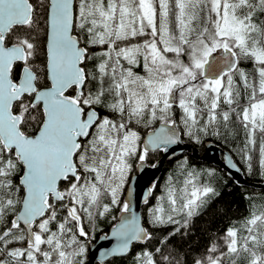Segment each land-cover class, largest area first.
<instances>
[{
  "label": "snow or ice",
  "instance_id": "1",
  "mask_svg": "<svg viewBox=\"0 0 264 264\" xmlns=\"http://www.w3.org/2000/svg\"><path fill=\"white\" fill-rule=\"evenodd\" d=\"M242 59L252 62L251 77ZM174 106L190 136L227 128L236 116L256 146L264 0H0V264H83L84 219L110 205L131 213L119 199L128 160L177 142ZM149 121L161 126L141 149L130 125ZM213 192L189 174L179 193L169 186L170 212L191 217ZM163 212L153 223L164 222ZM242 229H228L226 250L213 245L196 264H236L241 255L264 264V212ZM112 236V254L151 238L135 215L122 216ZM154 257L145 252L138 264H157Z\"/></svg>",
  "mask_w": 264,
  "mask_h": 264
},
{
  "label": "trees",
  "instance_id": "2",
  "mask_svg": "<svg viewBox=\"0 0 264 264\" xmlns=\"http://www.w3.org/2000/svg\"><path fill=\"white\" fill-rule=\"evenodd\" d=\"M143 39L144 38H139L141 41ZM240 68L247 72L250 77L254 73L251 61L242 59ZM135 70L141 75L144 74L142 68ZM176 109L179 111L178 118L176 119L177 125L183 134L184 141L192 143L198 148L199 152L202 153L204 150V142L211 140L231 152L234 159L242 168L244 176L248 181H264V163H262V161H264V156H262L259 151V148L264 145V134L257 132L256 146H248L245 129L241 126L239 119L233 116L227 128L221 126L217 129L215 126L210 125L206 132H199L190 136L187 134L185 126L182 123L181 110L178 107ZM100 111L102 115H107L110 119L120 120L119 113L109 112L106 109H101ZM205 122L206 121H202L201 123L203 124ZM151 128L152 126L143 127L140 131L141 137ZM34 131L35 129L31 127L28 128L29 134ZM217 132H219V134H217ZM249 156L251 159H248ZM194 168L197 169V172H199V170H207L208 168L215 169L214 180H211L213 182L210 183L212 184L214 192L205 197L207 198L206 203L191 217L181 215L179 219L173 218V221L157 224L153 223L152 203L156 202L157 195L159 197L161 191H156L148 205L150 206L147 210L148 212L146 210L144 211L143 220L151 238L147 239L144 244H134L130 254L122 258H111L104 264H138L137 258L145 252L154 253L157 264H196L197 260H201L210 254V249L213 245L221 250H226L225 237L227 230L230 228L243 230L241 224L246 222L251 211V195L253 192H264V190L256 189L249 185H239L229 178L220 168L196 160L189 153L169 160L164 168L163 179H165V181L168 180L167 184L171 185L173 184L175 173L180 170L189 172L194 170ZM200 180H202L201 183H196L198 187L209 186L208 182L204 179ZM120 200L124 202V199ZM103 203H110V198H105ZM110 207L112 209L111 212L104 216L97 215V217L91 221L87 218L84 219L86 230L90 234L88 238H82L86 250L91 243L101 234L108 232L117 222L122 211L115 205H110ZM64 211L65 210L62 209L58 215L62 217ZM13 217L14 215L9 214L5 224H10ZM113 217H115V219H113ZM109 221L110 224L106 226L105 224ZM3 228L4 225L0 224V230H3ZM18 244L19 243L10 245L9 247L21 246ZM157 249H160V252H157ZM257 253L260 254L259 250H257ZM164 255L170 257L169 262H164L162 260V256ZM82 260L83 264H87L86 254ZM236 264H248V257L246 255H241L236 260Z\"/></svg>",
  "mask_w": 264,
  "mask_h": 264
},
{
  "label": "water",
  "instance_id": "3",
  "mask_svg": "<svg viewBox=\"0 0 264 264\" xmlns=\"http://www.w3.org/2000/svg\"><path fill=\"white\" fill-rule=\"evenodd\" d=\"M161 124L155 129L150 130L143 139V146L147 144L154 132L158 131ZM177 142L167 146V151H163L162 156L155 163L154 166H149L145 162H140L137 166V171L134 173L127 185L126 202L130 203L131 213H120L117 222L108 230V232L101 234L94 243H92L87 252V264H104L107 260L114 257H123L130 254L134 244H144L147 239L140 241H132L129 249L124 254H112L116 248L118 241L112 236L116 225L120 222L122 216L135 215L141 226L145 227L143 222V206L148 203L152 195V187L154 183L159 180L163 174L166 163L169 160L175 159L180 155L191 154L196 159L205 163L211 164L220 168L229 178L239 185H249L257 189L264 190V181L250 182L243 173L242 168L234 159L228 149L217 145L211 140L204 142V150L199 152L198 148L192 143L186 142L183 139V134L178 127L175 128ZM156 149H150L154 151ZM14 219V217H13ZM147 230V229H146Z\"/></svg>",
  "mask_w": 264,
  "mask_h": 264
},
{
  "label": "rangeland",
  "instance_id": "4",
  "mask_svg": "<svg viewBox=\"0 0 264 264\" xmlns=\"http://www.w3.org/2000/svg\"><path fill=\"white\" fill-rule=\"evenodd\" d=\"M139 126L140 125L136 126L138 129H132V130L136 131L138 133V135L140 136L141 129H139L140 128ZM131 157L128 160V163L130 165V171L127 174L126 181H125V184H124V186L120 192L119 199L122 198L124 188L127 184L128 178H129L131 171L134 167L133 163L131 162V160H132ZM189 174H192V176L195 180V183H201L202 180H200V179H204L206 182H208V185H209L208 187L212 188V184H210V183L213 182L211 180H214V175H215V169L214 168H208L207 170H199V172H197L196 168H194V170L189 171V172H184L183 170H180L179 172L175 173V176H174L175 178L173 179V184H171V185L167 184L168 180L165 181V179H163L161 181V184H160L161 195L159 197L157 195L156 202L152 207V213H154V211L158 208H163L164 212L163 213H157V214L162 215L164 222L169 221L167 219L169 214H171L173 216V218H177V219H179L181 215L186 217V215L182 214V213H171L170 212V205L168 203V198H167V190H168L169 186H171L173 189H175L177 191V193H179L180 190H182L185 187L186 182L189 179ZM263 177H264V174H263ZM199 187H201V186H199ZM189 189H190V186H189ZM162 197H163V199H162ZM108 198H110V196ZM204 200L206 203L207 198L204 197ZM250 202H251V211L249 213L248 218H250L253 213L260 214L261 212H264V192L263 191L253 192V194L250 197ZM199 208H198V210H199ZM149 219L151 220L150 216H149ZM109 224H110V221L107 222L105 225L107 226ZM242 225H243V223L241 224V228H242ZM241 235H244L243 230L241 231ZM87 252H88V249H87ZM86 256H87V253H86Z\"/></svg>",
  "mask_w": 264,
  "mask_h": 264
},
{
  "label": "flooded vegetation",
  "instance_id": "5",
  "mask_svg": "<svg viewBox=\"0 0 264 264\" xmlns=\"http://www.w3.org/2000/svg\"><path fill=\"white\" fill-rule=\"evenodd\" d=\"M177 107H175L174 106V109H173V111H174V113H175V115H174V118L175 119H177L178 118V115H179V111H178V109H176ZM159 124H161V122H159V121H155V122H153V121H149L147 124H144V123H141V124H135V125H130V127H132V129H138L136 126H138V125H140L139 127V129H142L143 127H146V126H152V128L151 129H149L142 137H141V134H140V138H141V140H140V147H141V149L144 147L143 146V139H144V136L150 131V130H153V129H155ZM163 149L161 148V149H156V150H154V151H149V155H148V157H147V159L145 160V161H143V162H145L147 165H149V166H154L155 165V163L159 160V158L162 156V154H163ZM139 155H140V153L138 152V153H136V154H134L132 157H131V162L133 163V165H134V167H133V169H132V171H131V174H130V176H129V178H128V181H127V184H126V186H125V188H124V191H123V194H122V198L121 199H124V202H126V200H125V196H126V190H127V185H128V183H129V181H130V179H131V177H132V175L134 174V173H136V171H137V166H138V164L141 162L139 159H138V157H139ZM169 162V161H168ZM164 172V171H163ZM163 180V174L161 175V177L159 178V180H157L155 183H154V185H153V187H152V189H151V191H152V195H151V198H152V196H153V194L157 191V192H160L161 190H160V184H161V181ZM151 198H150V200H151ZM150 200H149V202L148 203H146V204H144V206H143V220H144V211L146 210L147 211V209H149L150 208V206H148L149 204H150ZM153 205L155 204V202H153L152 203ZM152 205V206H153ZM19 245V244H18ZM18 247H20V246H18Z\"/></svg>",
  "mask_w": 264,
  "mask_h": 264
},
{
  "label": "bare ground",
  "instance_id": "6",
  "mask_svg": "<svg viewBox=\"0 0 264 264\" xmlns=\"http://www.w3.org/2000/svg\"><path fill=\"white\" fill-rule=\"evenodd\" d=\"M225 149H226V148H225ZM230 153H231V152H230ZM231 155H232V154H231ZM232 156H233V155H232ZM255 182H256V181H255ZM256 189H257V188H256ZM147 210H148V209H147ZM147 212H148V211H147ZM149 213H150V212H149ZM146 215H147V214H146ZM105 218H106V217H105ZM85 219H86V218H85ZM145 226H146V225H145ZM101 232H102V231H101ZM102 233H103V232H102ZM100 234H101V233H100ZM100 234H99V235H100ZM149 234H150V233H149ZM93 239H95V238H93ZM93 239H92V240H93ZM94 242H95V241H94ZM94 242H93V243H94ZM91 244H92V243H91ZM91 244H90V245H91ZM90 245H89V246H90ZM88 248H89V247H88ZM131 256H132V255H131ZM121 258H122V257H121ZM86 263H87V262H86Z\"/></svg>",
  "mask_w": 264,
  "mask_h": 264
}]
</instances>
